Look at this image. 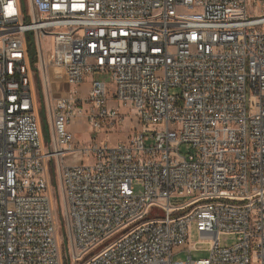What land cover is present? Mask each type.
I'll list each match as a JSON object with an SVG mask.
<instances>
[{"label": "built area", "instance_id": "1", "mask_svg": "<svg viewBox=\"0 0 264 264\" xmlns=\"http://www.w3.org/2000/svg\"><path fill=\"white\" fill-rule=\"evenodd\" d=\"M263 2L0 0V264H264Z\"/></svg>", "mask_w": 264, "mask_h": 264}, {"label": "rangeland", "instance_id": "2", "mask_svg": "<svg viewBox=\"0 0 264 264\" xmlns=\"http://www.w3.org/2000/svg\"><path fill=\"white\" fill-rule=\"evenodd\" d=\"M256 12L261 13V14L264 13V2L256 8ZM90 79H91V76L89 75L86 76L84 80L85 84L82 85L83 84L82 83L78 87V94L80 96H85L88 93ZM102 79L106 83L107 86H111V81L108 78L104 77ZM36 88L38 90L37 82H36ZM175 91L176 90H171V92H175ZM38 100H39V110L42 114V106H41L39 93H38ZM107 105L109 107H118L119 111L124 112V113H129V116H127L123 125L119 128L109 129L107 132H104L105 130H102L92 135V132L90 130V127L84 115L83 114L76 115L71 120V126L69 125L68 128L71 129L74 133L78 134V135L76 134L78 136L77 141L85 145H90L95 142L114 145L119 142H124L128 138V136H130L134 132V130L136 129V125L132 120L130 121L131 112H128L127 108L122 107L121 105H118L115 101H108ZM44 138L46 141L48 140L47 131H45ZM51 187H52V195L56 202V184L53 178L51 179ZM134 191L138 192L139 188L135 186ZM194 197H195L194 194L184 193L181 197L177 198L178 202L176 203L187 202V201L192 200ZM176 203L173 199H171L172 205ZM56 213H57V209H56ZM162 216H163V211L157 207H153L152 209H150L146 218L151 219V218H157V217H162ZM57 222L58 224L61 223L60 218H58ZM58 236H59L61 244H63L64 235H63L62 227H59ZM118 236L119 234L114 235L111 239H109V241L116 239ZM220 241L223 245H231L233 242L236 241V237L232 235H223L220 237ZM102 246L103 245H100V247L95 248L90 254L97 252L98 250L101 249ZM209 247H210V244L208 240L200 238L199 233L195 230L194 227L191 226L189 230L187 244L183 246L182 249L178 248V250H176L177 253L173 256V259L176 261H183V260H186L187 255H190L193 260L205 259L208 257ZM179 250H182V251H179ZM188 250H190L189 253H187Z\"/></svg>", "mask_w": 264, "mask_h": 264}, {"label": "crops", "instance_id": "3", "mask_svg": "<svg viewBox=\"0 0 264 264\" xmlns=\"http://www.w3.org/2000/svg\"><path fill=\"white\" fill-rule=\"evenodd\" d=\"M84 84H85V82H83V84H82V85H84ZM70 126H71V124H70ZM71 132L74 134V136H75V139H76V140H78V136H77L78 134H77V133H74L72 130H71ZM76 134H77V135H76Z\"/></svg>", "mask_w": 264, "mask_h": 264}]
</instances>
